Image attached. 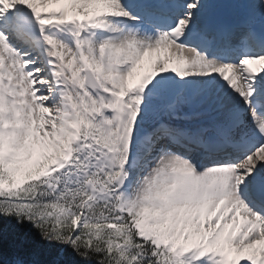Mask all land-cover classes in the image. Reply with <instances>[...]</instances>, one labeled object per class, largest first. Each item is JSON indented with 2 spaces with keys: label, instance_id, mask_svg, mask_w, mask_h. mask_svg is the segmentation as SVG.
<instances>
[{
  "label": "snow or ice",
  "instance_id": "snow-or-ice-1",
  "mask_svg": "<svg viewBox=\"0 0 264 264\" xmlns=\"http://www.w3.org/2000/svg\"><path fill=\"white\" fill-rule=\"evenodd\" d=\"M0 264H264V0H0Z\"/></svg>",
  "mask_w": 264,
  "mask_h": 264
},
{
  "label": "trees",
  "instance_id": "trees-1",
  "mask_svg": "<svg viewBox=\"0 0 264 264\" xmlns=\"http://www.w3.org/2000/svg\"><path fill=\"white\" fill-rule=\"evenodd\" d=\"M14 231L17 237L35 242V238L33 236H26L23 229H15Z\"/></svg>",
  "mask_w": 264,
  "mask_h": 264
}]
</instances>
